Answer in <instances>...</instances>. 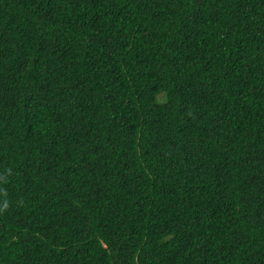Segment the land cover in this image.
<instances>
[{
	"label": "trees",
	"instance_id": "obj_1",
	"mask_svg": "<svg viewBox=\"0 0 264 264\" xmlns=\"http://www.w3.org/2000/svg\"><path fill=\"white\" fill-rule=\"evenodd\" d=\"M0 264H264V0H0Z\"/></svg>",
	"mask_w": 264,
	"mask_h": 264
}]
</instances>
